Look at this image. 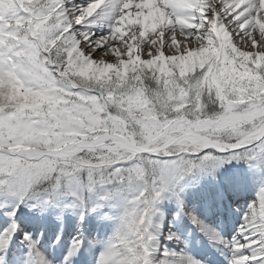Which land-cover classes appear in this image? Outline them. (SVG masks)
<instances>
[{
    "label": "snow or ice",
    "instance_id": "obj_1",
    "mask_svg": "<svg viewBox=\"0 0 264 264\" xmlns=\"http://www.w3.org/2000/svg\"><path fill=\"white\" fill-rule=\"evenodd\" d=\"M0 264H264V0H0Z\"/></svg>",
    "mask_w": 264,
    "mask_h": 264
},
{
    "label": "bare ground",
    "instance_id": "obj_2",
    "mask_svg": "<svg viewBox=\"0 0 264 264\" xmlns=\"http://www.w3.org/2000/svg\"><path fill=\"white\" fill-rule=\"evenodd\" d=\"M248 193L249 194H252L251 192H246V191L243 194L241 192H238V193H236L234 195V197L232 198V200H235V198H237L239 200L242 197H246L248 195ZM230 204H232V201L231 200H230ZM232 205H234L235 207H241L242 206V205L236 204V202H234ZM212 219H213V222H215V217H213ZM236 219H237V222H238V218H236ZM188 228H191V226L190 225H187L185 230H187ZM198 235L199 234L195 232V229H192V239L193 240L197 239L198 238Z\"/></svg>",
    "mask_w": 264,
    "mask_h": 264
},
{
    "label": "rangeland",
    "instance_id": "obj_3",
    "mask_svg": "<svg viewBox=\"0 0 264 264\" xmlns=\"http://www.w3.org/2000/svg\"><path fill=\"white\" fill-rule=\"evenodd\" d=\"M239 164H242V163H239ZM236 165H238L236 162H233V164L230 166V169L231 168H233V166H236ZM229 169V170H230ZM240 168H238L237 170H235L236 172L237 171H240L239 173L241 174V175H244L245 174V172H246V168L244 169V170H239ZM242 172V173H241ZM255 193V192H254ZM92 228H93V234H95V232H94V229H95V225L93 224L92 225ZM105 234V230H101V235H104Z\"/></svg>",
    "mask_w": 264,
    "mask_h": 264
}]
</instances>
